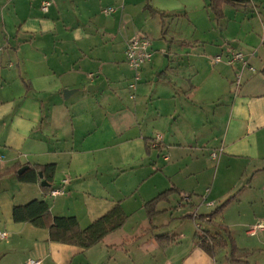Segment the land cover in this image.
I'll list each match as a JSON object with an SVG mask.
<instances>
[{
  "label": "crops",
  "instance_id": "obj_1",
  "mask_svg": "<svg viewBox=\"0 0 264 264\" xmlns=\"http://www.w3.org/2000/svg\"><path fill=\"white\" fill-rule=\"evenodd\" d=\"M43 1L0 0V171L36 176L0 179V264H264V228L248 234L264 224V0L224 4L219 20L209 0H50L47 12ZM138 30L153 55L136 72L122 64ZM229 51L248 65L228 64ZM39 172L52 188L68 179L65 192L48 195ZM34 199L81 228L116 205L126 219L83 249L13 221ZM200 231L227 233L237 251L208 254Z\"/></svg>",
  "mask_w": 264,
  "mask_h": 264
},
{
  "label": "trees",
  "instance_id": "obj_2",
  "mask_svg": "<svg viewBox=\"0 0 264 264\" xmlns=\"http://www.w3.org/2000/svg\"><path fill=\"white\" fill-rule=\"evenodd\" d=\"M250 2V0H209V8L214 13L216 19L223 18L222 6L224 4H230L232 6H243ZM146 9L150 11L151 14H156L157 11L154 10L151 5L147 2ZM161 17L164 18L162 13ZM40 169L45 171L53 172L54 165L42 166ZM18 168L1 170L0 179L4 176L15 174L17 179L22 182H31L36 180V176L32 172L28 174L26 170L23 174L18 175L16 172ZM48 180H51L48 177ZM44 190H49V187H42ZM171 190L164 191L160 193L157 197L146 203V210L148 215L154 213L155 204L161 200L165 199ZM217 210L214 211L217 212ZM209 215H198L199 220L211 217ZM12 219L14 222H28L39 228H46L49 233V241L58 242L63 244L75 245L83 249H88L95 244L99 243L108 233L115 231L120 228L125 219L126 215L120 205H116L112 210L104 214L102 217L95 220L86 228H81L75 217H57L50 213L48 204L44 200L34 199L23 205H15L12 209ZM225 236H220L217 233L203 232L198 236L199 246L204 249L208 254L213 255L217 250L225 248L226 246H231L232 255L237 251L236 247L233 246L229 235L225 233ZM227 238V239H226ZM244 256L247 253L244 252Z\"/></svg>",
  "mask_w": 264,
  "mask_h": 264
},
{
  "label": "built area",
  "instance_id": "obj_3",
  "mask_svg": "<svg viewBox=\"0 0 264 264\" xmlns=\"http://www.w3.org/2000/svg\"><path fill=\"white\" fill-rule=\"evenodd\" d=\"M50 5H51L50 0L43 1L42 5H41V10L43 12H47ZM114 11H115V7H107V8L102 9V12L104 14H111ZM151 46H152V40L148 36V34L145 33L144 31H140V30L136 31L126 41L125 50H124V56H125L126 64L131 69L138 72L145 64H148L151 62L152 55H153V51H152ZM229 53H230V55L225 60L228 64H232L235 61H241L244 66L248 65V60L242 52H238V51L231 52V51H229ZM221 60H223L222 55H216L213 59L214 62H219ZM89 76L92 77V74H90ZM239 84H240V78L238 77V79L236 80V85L238 86ZM130 87L134 88V85L130 84ZM161 140H162V137L160 135H156L153 138L152 147H154V148L159 147ZM212 156L215 157L216 154L213 153ZM1 159H2V157L0 156V160ZM68 181H69L68 179H64L62 181V183H63L62 187L50 189L49 195L50 196H56V195L63 194L65 192L64 185L67 184ZM206 205L212 206L213 203L207 202ZM197 216H198L197 211H194L192 213V219L194 221H196ZM263 228H264V224H257L256 226H254L253 228L248 230V234L253 235L256 233V231L258 229H263ZM197 229L200 230L199 224H197ZM6 236H7V234L5 232L0 231V239L5 238ZM23 264H40V261L37 259H27Z\"/></svg>",
  "mask_w": 264,
  "mask_h": 264
},
{
  "label": "water",
  "instance_id": "obj_4",
  "mask_svg": "<svg viewBox=\"0 0 264 264\" xmlns=\"http://www.w3.org/2000/svg\"><path fill=\"white\" fill-rule=\"evenodd\" d=\"M72 93H74V90H64V96L65 98H68L69 95H71ZM28 169V166H23L21 167L18 171H17V174L18 175H21L23 174L26 170ZM39 175V178L41 179V186L43 187H49L50 186V183H48L46 180L42 179V173L39 172L38 173Z\"/></svg>",
  "mask_w": 264,
  "mask_h": 264
},
{
  "label": "rangeland",
  "instance_id": "obj_5",
  "mask_svg": "<svg viewBox=\"0 0 264 264\" xmlns=\"http://www.w3.org/2000/svg\"><path fill=\"white\" fill-rule=\"evenodd\" d=\"M122 66H124V67H127V64H126V62L124 61V63L122 64ZM53 188H56V187H53ZM50 189H52V187L50 188ZM49 189V190H50ZM49 190H48V195H49ZM200 220L197 218L196 219V222H199ZM202 231H200V233H201Z\"/></svg>",
  "mask_w": 264,
  "mask_h": 264
}]
</instances>
